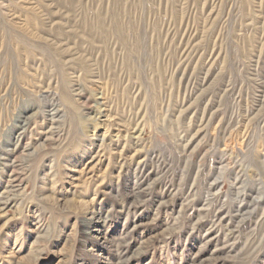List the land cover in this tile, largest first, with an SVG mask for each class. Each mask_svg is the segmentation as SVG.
<instances>
[{
    "label": "rangeland",
    "instance_id": "374dc122",
    "mask_svg": "<svg viewBox=\"0 0 264 264\" xmlns=\"http://www.w3.org/2000/svg\"><path fill=\"white\" fill-rule=\"evenodd\" d=\"M0 264H264V0H0Z\"/></svg>",
    "mask_w": 264,
    "mask_h": 264
}]
</instances>
